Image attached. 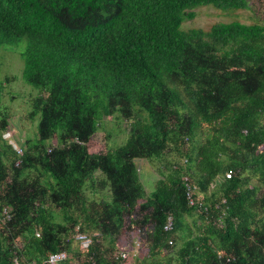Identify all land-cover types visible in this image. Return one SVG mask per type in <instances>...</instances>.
<instances>
[{
	"label": "trees",
	"instance_id": "trees-1",
	"mask_svg": "<svg viewBox=\"0 0 264 264\" xmlns=\"http://www.w3.org/2000/svg\"><path fill=\"white\" fill-rule=\"evenodd\" d=\"M199 6L251 7L0 0V50L18 52L21 80L39 91L17 157L1 139L17 126L0 81V264L59 250L56 264H264V24L183 29ZM96 130L110 145L88 152ZM135 160L157 164L147 193Z\"/></svg>",
	"mask_w": 264,
	"mask_h": 264
},
{
	"label": "rangeland",
	"instance_id": "rangeland-1",
	"mask_svg": "<svg viewBox=\"0 0 264 264\" xmlns=\"http://www.w3.org/2000/svg\"><path fill=\"white\" fill-rule=\"evenodd\" d=\"M248 4L251 5L250 10H230L227 12L219 11L210 6L196 7L192 10L194 13L193 17L189 20L184 21L181 27L183 29L192 27L206 29L209 25L215 22H228L232 20H236L244 24H249L257 20L261 21L264 24V0H248ZM21 69L22 62L20 57L18 56V52L15 49L11 50L5 48L0 50V81H2L4 78H7L3 84L4 91L2 94L1 102L5 105V107H7L6 113L9 116L8 120L17 126V129L13 130V133L15 134V136H17V139L15 140L17 144L22 140L23 137V133L19 132L21 130L20 128H24L28 133H30L33 129V123H29L28 119L26 118V112L28 109V104L26 102L30 96H33L36 93L38 94L39 92H36V90L31 89L28 85L23 83L20 77ZM7 91L10 94L5 93ZM10 96L12 97V99H10ZM35 123L36 121H34V124ZM103 126L105 130L110 129L111 131H115V129L117 128V125L115 123H110L108 117L103 120ZM102 136V132L96 130V132L89 137L87 144L88 152L95 153L103 151L106 148V144L110 145L109 140L105 141ZM109 137H111V134L109 135ZM124 137V132L121 133V131H119L115 133L114 140L117 144H120L123 141ZM134 163L135 167L137 168L138 177L142 184V187L147 193L152 189V183L158 177L157 173L155 172V165L157 164H155L154 166H149V164H147L144 160H135ZM135 241L136 240L133 241L134 248H136V245L138 244ZM136 252L141 254V247H138L134 252H130L129 255L127 254L128 262H131V259L136 254Z\"/></svg>",
	"mask_w": 264,
	"mask_h": 264
},
{
	"label": "built area",
	"instance_id": "built-area-1",
	"mask_svg": "<svg viewBox=\"0 0 264 264\" xmlns=\"http://www.w3.org/2000/svg\"><path fill=\"white\" fill-rule=\"evenodd\" d=\"M12 135H13V131L7 130V131H4L1 133V138L3 140H5L7 144L10 145V147L14 151L15 155L17 157H19L21 154V150H20L19 146L17 145V143L14 141ZM18 162H19V159L17 158L14 165L16 166L18 164ZM228 176H229V173H226L225 177H228ZM9 216L10 215H9L6 208H2L0 210V220L1 221L8 220ZM169 225H170V222L168 220L167 223L164 225L163 229H168ZM74 238H75V240H77V242L79 243V246L81 248L88 245V243L90 241V237L86 234H83V233H77ZM64 257H65V252L63 250H59V251H56V252L49 254L42 263H44V264H56L57 262L64 259ZM121 257H125V254L121 253ZM14 264H16V263L14 262Z\"/></svg>",
	"mask_w": 264,
	"mask_h": 264
},
{
	"label": "clouds",
	"instance_id": "clouds-1",
	"mask_svg": "<svg viewBox=\"0 0 264 264\" xmlns=\"http://www.w3.org/2000/svg\"><path fill=\"white\" fill-rule=\"evenodd\" d=\"M2 139V138H1ZM3 140V139H2ZM6 142V141H5Z\"/></svg>",
	"mask_w": 264,
	"mask_h": 264
}]
</instances>
